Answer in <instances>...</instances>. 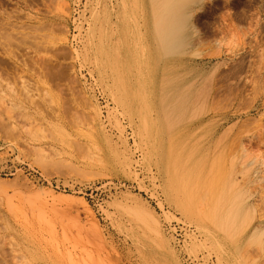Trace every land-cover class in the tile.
Returning a JSON list of instances; mask_svg holds the SVG:
<instances>
[{
	"label": "rangeland",
	"instance_id": "rangeland-1",
	"mask_svg": "<svg viewBox=\"0 0 264 264\" xmlns=\"http://www.w3.org/2000/svg\"><path fill=\"white\" fill-rule=\"evenodd\" d=\"M154 8L0 0V264H264V0Z\"/></svg>",
	"mask_w": 264,
	"mask_h": 264
},
{
	"label": "bare ground",
	"instance_id": "bare-ground-1",
	"mask_svg": "<svg viewBox=\"0 0 264 264\" xmlns=\"http://www.w3.org/2000/svg\"><path fill=\"white\" fill-rule=\"evenodd\" d=\"M153 3L156 7L154 8L156 19L155 22H153L154 29L152 31L154 33V37L156 38L157 43L160 45V48L163 53L176 52L182 46L184 41L180 36V26L170 24L173 23V19L174 21H182V18L186 15L182 11V7L184 6V4L186 5L188 3V0H153ZM220 192L222 191L220 190L217 193ZM222 193L218 195V198H215L216 200H213L215 201L214 203L211 202L212 205L205 211H202L199 208L191 209L188 207V205H186L184 206V213H186L188 217L194 218L197 222L202 225L207 222L209 226H214L218 231H220L222 234L231 239L240 232L239 226L244 223V220L240 213L239 202L232 200L228 204H224L223 201H221ZM146 214L147 213H144V216H146ZM141 216L142 214H140V216L138 217L141 218ZM148 216L146 217L148 218ZM149 221H151V223L153 224L154 222L157 223L156 221H154L153 217H150Z\"/></svg>",
	"mask_w": 264,
	"mask_h": 264
}]
</instances>
